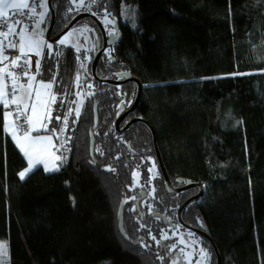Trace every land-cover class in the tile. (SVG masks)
Here are the masks:
<instances>
[{
  "label": "trees",
  "instance_id": "obj_1",
  "mask_svg": "<svg viewBox=\"0 0 264 264\" xmlns=\"http://www.w3.org/2000/svg\"><path fill=\"white\" fill-rule=\"evenodd\" d=\"M89 2L98 18L105 10L123 26L115 52L144 86L123 125L145 120L169 178L206 187L182 221L211 237L221 264H264V0H52V34ZM49 18L47 10L45 26ZM91 63L71 47L51 55L46 48L40 61L37 80L52 83L56 96L43 132L57 143L61 135L69 152L56 172L37 168L20 178L27 164L0 105V241L20 264H167L171 230H185L177 211L189 193L167 192L147 125L115 130L135 85L101 83ZM103 65L96 76L110 77ZM153 164L159 178L150 184ZM135 173L145 186L136 200Z\"/></svg>",
  "mask_w": 264,
  "mask_h": 264
},
{
  "label": "snow or ice",
  "instance_id": "obj_2",
  "mask_svg": "<svg viewBox=\"0 0 264 264\" xmlns=\"http://www.w3.org/2000/svg\"><path fill=\"white\" fill-rule=\"evenodd\" d=\"M28 0H23V2H10V0H0V64H3L4 67L0 68V105L4 108H11V106H16V112L13 113L9 111L5 116V120L8 122L6 125V130L13 137V139L17 142L18 146L21 148V151L24 152V155L28 158V167L25 171L21 172L20 178L24 179L26 175L30 174L34 168L42 164L44 170L46 172L58 171L60 164H57L56 161L63 162L66 157H62L60 155H55V153L51 152L50 149L55 147L52 144V137H41V138H33L31 137V131H38L39 129L36 127V124H39L40 128L47 129V123L45 120H51V109L49 107L50 103H55L56 96L51 93V89L53 87L52 83L42 84L41 88L47 91L46 99H41V92L39 90L35 93L36 102L29 106L26 103H23V97L14 95L17 91V83L21 79V76L12 72L9 68V64L4 63L5 61H9V56L5 54L6 50L11 48L18 51V55L10 60L11 68H20L21 73L25 77H29L28 83V95L31 97V81L36 79L35 75H30L31 69V59H23V57H28L30 53H34L36 56H40V48L41 42H36L28 38L27 32L28 29L24 28L22 22L20 20H12L9 23L10 16L5 9H28L29 8ZM22 14V13H21ZM33 14H35V9H33ZM107 18V17H106ZM113 21L109 20V23ZM16 25L21 26V31L17 33ZM3 29H7L3 31ZM19 35V40L16 42H12L9 40L10 36ZM72 35L71 33L69 36ZM113 36L116 33H112ZM68 37L60 41V44H66ZM46 47L50 50L49 54L51 55L52 45H46ZM59 55L60 53H55ZM40 60L36 61V71H40ZM83 67V65H81ZM6 79H10L12 82V93L8 90V85L6 83ZM77 81H79V76H77ZM20 88H23V85H19ZM11 96V98H10ZM38 104L43 106L44 111L38 113ZM29 107H31V115H25V123L30 126V129L23 133L21 137L18 135V126L16 124V120L13 119L15 115L16 119H19L21 114H27L29 111ZM71 114V113H69ZM76 115L79 116V109H76ZM59 119V117H57ZM67 123V117H65V124ZM55 132V129H53ZM59 137H57L58 139ZM48 156H51L53 159L51 163L49 162ZM112 170V169H109ZM134 199V198H133ZM167 238V237H165ZM155 239V237H153ZM183 242V240H181ZM7 254V245L0 243V256H5ZM203 258H207V253H202ZM0 264H3L0 261ZM191 264V261L189 262ZM197 264H202V262H197Z\"/></svg>",
  "mask_w": 264,
  "mask_h": 264
},
{
  "label": "rangeland",
  "instance_id": "obj_3",
  "mask_svg": "<svg viewBox=\"0 0 264 264\" xmlns=\"http://www.w3.org/2000/svg\"><path fill=\"white\" fill-rule=\"evenodd\" d=\"M74 1V0H73ZM79 4V3H78ZM46 19H47V14H45V16L41 19V21L33 28V30L30 33H27L28 38H30L33 41L36 42H41V48H40V52L41 55L40 56H36L34 53H30L28 57H24L25 59H31V69H30V75H35L37 76V71H36V61L42 59L43 53L45 51V49L47 48L46 45H49L51 43L47 42V40L45 39V24H46ZM104 20H107V18L105 17ZM45 22V23H44ZM42 24H44V26H42ZM92 31L88 29V25L86 22H83L81 25H76L73 26L67 33H65L56 43L55 45H52V49L51 52L57 50H60L61 48L64 47H71L73 48L77 53H80V51L85 49V45L87 43V41L89 40L90 37V33ZM72 34L69 36V34ZM65 37H68L67 43L66 44H60V41L65 39ZM20 38V37H19ZM48 51H50L47 48ZM29 77L27 78L25 84L23 85L22 88V97H23V103L28 104L29 106H31L33 103L36 102L35 100V93L37 90H39L41 92V99H46L47 97V91L43 88H41L42 84H46V83H40V82H36V79L34 81H31L32 84V88H31V97H29L28 95V83H29ZM52 93V92H51ZM78 97V95H77ZM80 97H78V102L80 103ZM53 104L50 103L49 107L50 109H52ZM81 104H77V109L80 108ZM44 111L43 106L38 104V115L40 113H42ZM26 115H31V107H29V111ZM21 117H23L21 115ZM46 123H48L47 120H45ZM36 127L39 129L38 131H42L45 130L43 128H40L39 124H36ZM31 132H35V131H31ZM37 132V131H36ZM60 140L63 139V137H61L60 135ZM26 169V168H25ZM35 170V169H34ZM33 170V171H34ZM157 167L154 166V164L151 167V174L152 176L150 177V184H153V180L154 178H159V175L156 173ZM46 172V171H45ZM48 173V172H46ZM27 176V175H26ZM25 176V177H26ZM140 177L139 174L135 173L133 175V189L135 191V193L137 194V196H135L136 200L139 197V193L141 191H145L143 185H140ZM206 187H204V190ZM151 191H149L150 195H153L154 190L150 189ZM133 200V199H132ZM172 232H170V237L169 238H173L172 239V243L169 244L168 247V258L169 261L167 264H189V262L191 261V264H197V262H202V264H210V255L209 252L205 246V244L202 241V238H200L199 236L186 231V230H182V231H177V229L171 230ZM186 236V237H185ZM164 239H166L165 237H163V239L161 241H159V243H157V245H160L161 247L164 246L163 241ZM170 240V239H169ZM181 240H183V242H181ZM0 243L6 244V241H0ZM206 252L207 253V258H203L202 253ZM0 261L3 262V264H20L16 259L10 258L9 254H8V245H7V254L5 256H0Z\"/></svg>",
  "mask_w": 264,
  "mask_h": 264
},
{
  "label": "water",
  "instance_id": "obj_4",
  "mask_svg": "<svg viewBox=\"0 0 264 264\" xmlns=\"http://www.w3.org/2000/svg\"><path fill=\"white\" fill-rule=\"evenodd\" d=\"M47 9H48L49 14H50V18H49L50 21H49V24L45 26V34H44V36H45V39L47 40V42H49L51 44H55L65 33H67L70 30V28L77 21H79L81 18L86 16V14H79V15L75 16L71 20V22L61 32H59L57 35L52 37L51 36L52 35V29H53V25H54V22H55V14H54V10L52 8V0H48ZM100 28L102 29L101 26H100ZM111 43H112L111 40H109V44H111ZM105 48H106V42H105V38H104V45L101 48V50H99V52L96 54V56L94 57V60L92 62L91 71H92L93 78L98 80L99 82H104V83L113 84V85H120V84L128 82V81H133L137 85L136 95H135V98H134V101H133L132 105L128 109H126L124 111H122L123 108L119 109L117 117H116V119L114 121L115 130L117 132H119V133H122V132L126 131L129 128L130 125H132L133 123H136V122H141V123L147 125L149 130H150V132H151V135H152V143H153L155 157H156V160H157V165H158L159 171L161 173V176L163 178V182H164V185H165V188H166L167 192L170 193V194H176V193L185 191V190L193 188V187L198 188V193L196 195L188 198L187 200H185L180 205V207L178 208V211H177V217H178L179 222L182 224V226H184L185 228L193 230L194 232L198 233L200 236L205 238L210 243V245H211V247L213 249V252H214V254L216 256V264H221V256H220L219 251L217 250L213 240L211 239V237L206 232L201 231V230H199L197 228H194V227H192L190 225H187L181 219V214H182V211L185 209V207L187 205H189L190 203H192L193 201L199 199L202 196V194L204 192L203 186L200 183H198V182H191L190 180L184 181L182 178H176L175 179V183H177V184H179L182 181H184L185 184L182 185V186L176 187L171 182V180H170V178H169V176L167 174V171L165 169V166L163 164V161L161 159L160 153H159V149H158L157 142H156L155 131L149 124H147V122L145 120L140 119V118H131V119H129V120H127L125 122V124H124V126L122 128H120V124L125 119V117L127 115H129L130 113H132L136 109V106H137V104L139 102V99H140V96H141V92H142V89L144 88V86L142 85L140 80L133 74H130V77L125 79V80H123V81L99 79L96 76V66H97L98 60L100 58V55L105 50ZM93 116H94L93 127L96 128L97 125H98V115H97L96 104L93 105ZM94 144H95V141H94L93 133H92V131H90V133H89V152H90V156L91 157L93 156V152H94ZM143 195L144 194L142 193V197H143ZM118 225H119V228L121 229L122 228V206L119 208V212H118Z\"/></svg>",
  "mask_w": 264,
  "mask_h": 264
},
{
  "label": "flooded vegetation",
  "instance_id": "obj_5",
  "mask_svg": "<svg viewBox=\"0 0 264 264\" xmlns=\"http://www.w3.org/2000/svg\"><path fill=\"white\" fill-rule=\"evenodd\" d=\"M87 4L88 5H85V7H82V6L78 7V9H77L78 13H76L75 16H77L79 14H86V16L81 18L79 21H77L73 25V26L81 25L83 22H86L87 25H88V29L92 31L90 33L89 40L87 41V43L85 45V49L80 51V53L76 52L78 54L79 61L85 63V62H88V61L91 60V62H93L94 57L99 52V50H101V48L103 47L104 38H105L106 48L101 53L100 58L98 60V63L99 62H105L106 65H103V66L106 67V70H107L106 72H108V70H109V72L111 71L112 73L111 74L110 73H104L105 75H107V74L110 75V77H106L105 76V77H102V78L101 77L100 78L98 77V78L99 79H103V80L106 79V80L123 81V80L129 78L130 74L135 75L131 71V69L129 68V65H128L127 61L122 59V58H120L115 52V47L122 40V27L123 26L119 24V22L117 21V19H115V17L113 15L107 14L105 10H102L100 12V16L98 18V16L95 13V10L90 5V2L87 3ZM105 17H107V20H104ZM71 20L68 22V24L71 22ZM109 20H111L113 22L109 23ZM100 26L102 27V29L100 28ZM112 33H116V35L113 36ZM51 36L53 37L55 35L52 34ZM109 40H111V42H112L111 44H109ZM114 63H116V65H113ZM108 67H110V68L108 69ZM91 68H92V63H91ZM91 74H92V71H91ZM101 83H104V82H101ZM127 83H133L135 85V87H136V90H137V85L133 81H128V82L122 83L120 85H114V86L122 87L124 85H127ZM105 84H108V83H105ZM111 85H113V84H111ZM120 108H123L122 111L128 109V108H125L122 105L120 106ZM124 120L122 122H124ZM122 122L120 124V128H122L124 126ZM171 182L176 187H179V186H182V185L185 184V182L177 184V183H175L174 180L173 181L171 180ZM193 188H195V187H193ZM192 190H193L192 188L186 190L189 193V195L187 197H192V196H194V195H196L198 193V188H196V190H197L196 194H195V192L193 193ZM161 217L163 218V220L166 221L165 217H163V216H161ZM187 225H189V224H187ZM190 226H192V225H190ZM192 227L197 228V229H199L201 231H204L202 228H199L196 225L192 226ZM183 228L186 231H189V232H191V233H193V234H195L197 236H200L198 233L194 232L193 230L187 229L184 226H183ZM200 237H202V236H200ZM203 239H205V238H203Z\"/></svg>",
  "mask_w": 264,
  "mask_h": 264
},
{
  "label": "built area",
  "instance_id": "obj_6",
  "mask_svg": "<svg viewBox=\"0 0 264 264\" xmlns=\"http://www.w3.org/2000/svg\"><path fill=\"white\" fill-rule=\"evenodd\" d=\"M47 4H48V0H30V3H29L30 6L28 9H20V10L12 11L9 13V16H10L9 23H11L12 20H20L22 22L23 27L28 29L27 33H30L33 30V28L41 21V19L47 13V10H48ZM33 9H35V14H33ZM16 29H17V33H19L21 31V26L16 25ZM6 30L7 29H3V31H6ZM9 40L12 42H16L17 40H19V35L10 36ZM5 54L9 56V61H6V63L9 64L10 70L21 76V79L17 83V91L15 93H13L14 95H16L18 90H19L20 82L22 79L25 78V76L22 75L20 68H11L10 60L15 58L19 53L17 50L9 48L6 50ZM23 59H25V58L23 57L22 60ZM6 83L8 85L9 92L12 93V82H11V80L6 79ZM10 98H11V96H10ZM6 109L8 111H12L13 113L16 112V108L14 107V105L11 106V108H6ZM15 120H16V124H17L19 130L22 131L26 127L25 120H22L21 117H19V119H16V117H15ZM56 155L66 157V159L63 160V162L58 161L60 166H62V164L65 162V160H67V158L69 157V152L65 146L63 139H61L57 143Z\"/></svg>",
  "mask_w": 264,
  "mask_h": 264
},
{
  "label": "crops",
  "instance_id": "obj_7",
  "mask_svg": "<svg viewBox=\"0 0 264 264\" xmlns=\"http://www.w3.org/2000/svg\"><path fill=\"white\" fill-rule=\"evenodd\" d=\"M10 2H23V0H10ZM28 3H30V0H28ZM5 11H7L8 13H10V12H12V11H17L16 9H5ZM42 26H43V24H42ZM4 63H6V61L4 62ZM4 67V65L3 64H0V68H3ZM27 78L28 77H25L22 81H21V83H20V85H24L25 84V82H26V80H27ZM36 82H40V83H45V82H41V81H39V80H37V76H36ZM47 84V83H46ZM17 96H22V88H20L19 87V90H18V92H17V94H16ZM15 108H16V106H14ZM9 111L7 110V109H5V112H4V128H5V132H6V134L8 135V137L11 139V141L13 142V144L15 145V147L18 149V151L21 153V155L23 156V158L25 159V161H26V164H27V166H26V168L28 167V158L24 155V152L23 151H21V148L18 146V144H17V142L13 139V137L8 133V131L6 130V125H7V121L5 120V116L7 115V113H8ZM22 116H23V118H25V115L26 114H21ZM21 115H20V117H21ZM13 119L15 120V115L13 116ZM30 129V126L26 123V127L21 131V130H19V128H18V135H20L21 137L23 136V133L25 132V131H27V130H29ZM44 130H42V131H35L34 133L33 132H31V137H33V138H41V137H47V136H51L52 137V144L55 146V147H52L51 149H50V151L51 152H53V153H55V155H56V146H57V141H56V139H55V137L53 136V135H51V134H48V133H45V132H43ZM48 159H49V162L51 163V161H52V157L51 156H48L47 157ZM56 163L57 164H59L58 163V161H56ZM37 168H41L44 172H45V170H44V167H43V165L42 164H39V165H37L34 169H37ZM23 171H25V169L23 170ZM22 171V172H23ZM53 172H56V171H53ZM53 172H48V173H53ZM46 173V172H45ZM20 176V175H19Z\"/></svg>",
  "mask_w": 264,
  "mask_h": 264
}]
</instances>
